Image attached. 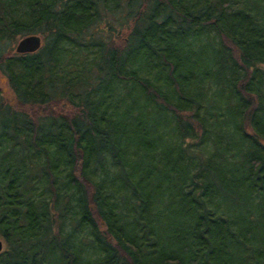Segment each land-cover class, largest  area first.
Listing matches in <instances>:
<instances>
[{
	"label": "trees",
	"instance_id": "trees-1",
	"mask_svg": "<svg viewBox=\"0 0 264 264\" xmlns=\"http://www.w3.org/2000/svg\"><path fill=\"white\" fill-rule=\"evenodd\" d=\"M0 264H264V0H0Z\"/></svg>",
	"mask_w": 264,
	"mask_h": 264
},
{
	"label": "rangeland",
	"instance_id": "rangeland-1",
	"mask_svg": "<svg viewBox=\"0 0 264 264\" xmlns=\"http://www.w3.org/2000/svg\"><path fill=\"white\" fill-rule=\"evenodd\" d=\"M17 42L18 40L12 43H9V42L4 43L0 46V49L2 51L9 50L8 53L12 54L15 51ZM0 76H3V75H1L0 73ZM0 93H1V97L3 101L6 104H9L11 107L19 109L21 111H26L33 119H37L41 114H44L48 111L58 112V113H62V112L66 113L70 111L69 108L63 103H58V104L53 103V104H49L46 106L20 105L15 101L6 82L5 83L0 82Z\"/></svg>",
	"mask_w": 264,
	"mask_h": 264
},
{
	"label": "water",
	"instance_id": "water-1",
	"mask_svg": "<svg viewBox=\"0 0 264 264\" xmlns=\"http://www.w3.org/2000/svg\"><path fill=\"white\" fill-rule=\"evenodd\" d=\"M42 44L40 36L36 34H30L22 37L18 40L15 51L18 53H31L37 51ZM0 81L5 83L6 78L4 76L0 77ZM3 249V243L0 240V251Z\"/></svg>",
	"mask_w": 264,
	"mask_h": 264
},
{
	"label": "flooded vegetation",
	"instance_id": "flooded-vegetation-1",
	"mask_svg": "<svg viewBox=\"0 0 264 264\" xmlns=\"http://www.w3.org/2000/svg\"><path fill=\"white\" fill-rule=\"evenodd\" d=\"M0 77H2V76H0ZM1 82V81H0Z\"/></svg>",
	"mask_w": 264,
	"mask_h": 264
}]
</instances>
